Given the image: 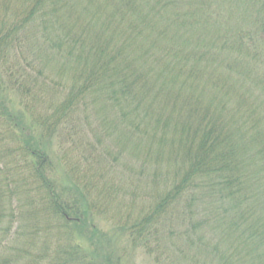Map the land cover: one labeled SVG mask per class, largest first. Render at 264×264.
<instances>
[{"label": "trees", "instance_id": "1", "mask_svg": "<svg viewBox=\"0 0 264 264\" xmlns=\"http://www.w3.org/2000/svg\"><path fill=\"white\" fill-rule=\"evenodd\" d=\"M96 217L264 264V0H0V264H122Z\"/></svg>", "mask_w": 264, "mask_h": 264}, {"label": "rangeland", "instance_id": "2", "mask_svg": "<svg viewBox=\"0 0 264 264\" xmlns=\"http://www.w3.org/2000/svg\"><path fill=\"white\" fill-rule=\"evenodd\" d=\"M17 97H19V96H16L15 98H17ZM14 101L16 102L15 104L20 108L21 106L18 103L19 100L14 99ZM21 109H22V107H21ZM85 135H86L85 137L84 136H81V137L78 136L76 138L75 144H76V146L81 145L82 148L80 150H85L89 153V152H91L90 150H92V149H90V147H94V145H95L94 144V137H88L86 133H85ZM92 139H93V144L90 146L89 143H91V142H89V141H91ZM88 146H89V148H88ZM107 146H110V148L113 151L119 152V148L117 147V145L115 143H112V145H111L110 142H105L103 147H107ZM52 167L54 168V171H55V172L53 171L54 176H55V180L58 183V185L60 186L62 184V182L65 181L64 169L61 165H59L57 160H55L53 162ZM123 168H124V170H123ZM117 169H119L118 170L119 173H117V174L120 175V177L117 178L118 181L121 183H125V185H126V181H128L129 178H127V180H126V178L123 177L124 175L122 174V170L128 176H131V175H129L131 172L130 169L128 170L127 168H125L122 163L119 166L117 165ZM132 177L130 179H132ZM143 177H144V175H142V173H138V174L135 173V176L133 178L134 181L131 182V180H130V182H129V184L133 186V187L130 186L129 190L133 189L134 192L127 196V200L132 201L134 199L135 201H138V205H140V203H142L141 202L142 197L145 198L144 194H141V185L144 186V184H141ZM122 186L124 187V185H122ZM143 206L144 205H140V208H142ZM96 218H95V221H96L97 228L100 231H102L101 234L105 235L104 237H106L105 243H107V246H108L106 254L109 255L110 257H112V258L114 257V259L120 257L122 259V264H157V262L155 260L156 256H161L162 259L165 261L163 255L161 253L160 254H150V253H147L143 249H139V250L135 251L129 245L128 239L121 236V234L119 232H116V228H115L116 226H114L113 223H111L110 221H107L103 218H101V219L99 217H96ZM169 226L165 227L166 232L169 231ZM168 237L169 236H166L164 238L167 239ZM86 246H88L89 249L91 250L90 246L87 243H86ZM195 253H197L198 256H196ZM105 255L103 254V256H105ZM177 255H180V254H177ZM203 262L204 263L206 262V255L203 254V251L194 250L193 253L191 255H189V257H188V263H185V264H203Z\"/></svg>", "mask_w": 264, "mask_h": 264}]
</instances>
